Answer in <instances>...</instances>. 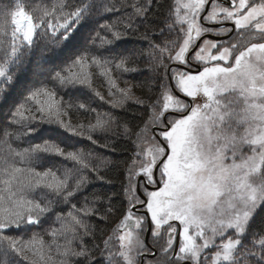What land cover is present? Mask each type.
Returning <instances> with one entry per match:
<instances>
[{"label": "snow or ice", "instance_id": "6c2138e0", "mask_svg": "<svg viewBox=\"0 0 264 264\" xmlns=\"http://www.w3.org/2000/svg\"><path fill=\"white\" fill-rule=\"evenodd\" d=\"M153 3L0 5V264H264V0H171L150 20ZM129 37L148 42L143 70ZM138 72L154 77L147 99L120 87L117 74ZM83 89L146 111L122 124L135 147L119 209L95 134L120 118ZM71 109L95 115L73 122ZM117 212L103 238L98 222Z\"/></svg>", "mask_w": 264, "mask_h": 264}, {"label": "trees", "instance_id": "16d2710c", "mask_svg": "<svg viewBox=\"0 0 264 264\" xmlns=\"http://www.w3.org/2000/svg\"><path fill=\"white\" fill-rule=\"evenodd\" d=\"M108 3H120V0H107ZM8 0H0V5L7 4ZM131 3V0H129ZM171 3V0H154L152 11L149 15V19H156L159 17L160 19L163 18L167 11L168 5ZM159 4V7H157ZM131 8H122L120 12L114 13L107 18H101V22H106L107 19H112L113 17H119L122 15L123 12H131ZM96 29L103 32L102 29L99 28V25H95ZM145 31V25L140 26L139 32L135 34L136 37L140 35V33ZM147 41L136 39L129 37L126 41L123 42L122 47L128 50H132L133 52V60L139 66L140 69L146 68V63L149 59L147 55ZM141 45L144 46V51L141 52ZM139 53V55H136ZM95 72V69L92 70ZM119 75V84L120 87H127L132 86L133 93L136 97H140L142 99H147L150 95H153L148 91L149 87H155L152 85V80L154 77L151 73H123L117 74ZM25 79L35 80L36 77L32 76L31 71L27 74ZM127 80L128 84H125L124 81ZM93 86L99 90L102 94H104L105 99H110L107 95V86L104 83L102 77L95 75L93 77ZM86 92L87 97H90V103L93 108H96L100 111H111L119 115L120 118V125L121 126H114L113 129L105 134L97 133L95 135L100 137L101 143H109L110 148H97L96 151L99 152L102 156H106L111 159L112 163H110L107 167V175L113 181L111 184L103 185L104 191L108 194L112 195V199L116 201L115 207L120 208V202L124 200L123 196V188L122 183H126L124 181V169L126 167V163L131 156L134 145L131 139L124 138L123 135V122L127 121L129 126L135 130L136 126L142 123V121L146 118V111L145 109L138 104H135L133 101H128L127 104L123 108H112L110 104L105 103L104 101L99 100L98 97H95L90 91L87 89H83ZM64 99L67 100L69 98V93L65 92L62 93ZM85 99V97H77L73 95V100L76 99ZM72 112V120L76 122L77 120L83 121L85 124L88 123L89 117L94 116V113H84L83 110L80 111L78 114L75 109L70 110ZM15 128V126H13ZM2 134V132H0ZM107 137V139H105ZM27 137L22 138L20 141H13V146L15 147H27ZM134 139V137H133ZM83 144H89L90 142L84 140L81 141ZM95 148V146H91ZM114 147L116 151H112L111 148ZM50 160H58L59 158L56 157H49ZM59 207H66L64 205H60ZM120 214L119 212L111 215L108 221H99L98 228L103 230L104 236L106 238L108 235L111 234V229L115 227V225L119 222ZM52 226H57L56 224H52ZM48 227V225H45ZM47 238V237H46ZM98 239H100L98 234ZM21 264H29V261L21 259Z\"/></svg>", "mask_w": 264, "mask_h": 264}, {"label": "water", "instance_id": "95a60500", "mask_svg": "<svg viewBox=\"0 0 264 264\" xmlns=\"http://www.w3.org/2000/svg\"><path fill=\"white\" fill-rule=\"evenodd\" d=\"M147 240H148V242H149V240H150V234H149V237L147 238Z\"/></svg>", "mask_w": 264, "mask_h": 264}]
</instances>
